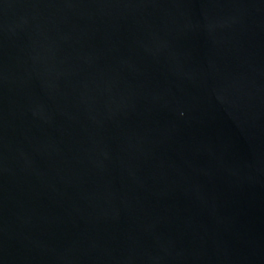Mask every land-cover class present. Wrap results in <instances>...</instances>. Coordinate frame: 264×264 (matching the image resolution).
<instances>
[{
    "label": "water",
    "instance_id": "water-1",
    "mask_svg": "<svg viewBox=\"0 0 264 264\" xmlns=\"http://www.w3.org/2000/svg\"><path fill=\"white\" fill-rule=\"evenodd\" d=\"M0 264H264V0H0Z\"/></svg>",
    "mask_w": 264,
    "mask_h": 264
}]
</instances>
